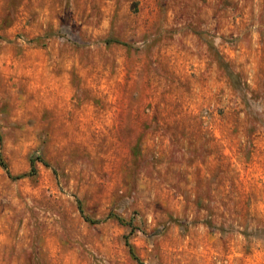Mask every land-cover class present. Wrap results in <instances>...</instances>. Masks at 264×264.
<instances>
[{
    "label": "rangeland",
    "instance_id": "374dc122",
    "mask_svg": "<svg viewBox=\"0 0 264 264\" xmlns=\"http://www.w3.org/2000/svg\"><path fill=\"white\" fill-rule=\"evenodd\" d=\"M0 156V264H264V0H0Z\"/></svg>",
    "mask_w": 264,
    "mask_h": 264
},
{
    "label": "trees",
    "instance_id": "16d2710c",
    "mask_svg": "<svg viewBox=\"0 0 264 264\" xmlns=\"http://www.w3.org/2000/svg\"><path fill=\"white\" fill-rule=\"evenodd\" d=\"M221 65H225V67L227 68L226 70H227V76L229 77V79L231 80H233L234 81V83L236 84V82H239V75L238 74H236V73H234L232 70H231V68H229V66L227 65V64H225V63H221ZM40 160V159H39ZM35 163H36V160H32L31 161V167H32V169H31V173H30V175H36V172H37V169H36V165H35ZM0 164L1 165H3L5 168H7L6 167V165H5V163H4V160H3V158L0 156ZM25 176H27V175H19V176H17V177H15L16 179H21V178H24ZM88 220V219H87ZM117 220L118 221H120V222H123V220L122 219H120V218H118L117 217ZM94 223H97L98 221H93ZM130 251H131V254L133 255V257L136 259V260H138L139 261V259H138V257L135 255V253H134V250H133V248L131 247L130 248Z\"/></svg>",
    "mask_w": 264,
    "mask_h": 264
}]
</instances>
